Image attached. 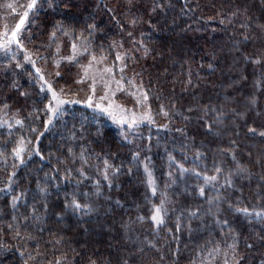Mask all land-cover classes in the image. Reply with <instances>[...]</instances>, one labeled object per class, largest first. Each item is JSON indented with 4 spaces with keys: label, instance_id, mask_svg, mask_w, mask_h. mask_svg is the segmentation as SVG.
Instances as JSON below:
<instances>
[{
    "label": "trees",
    "instance_id": "trees-1",
    "mask_svg": "<svg viewBox=\"0 0 264 264\" xmlns=\"http://www.w3.org/2000/svg\"><path fill=\"white\" fill-rule=\"evenodd\" d=\"M39 4V56L0 51V264H264V0ZM94 64L147 121L50 110Z\"/></svg>",
    "mask_w": 264,
    "mask_h": 264
},
{
    "label": "rangeland",
    "instance_id": "rangeland-1",
    "mask_svg": "<svg viewBox=\"0 0 264 264\" xmlns=\"http://www.w3.org/2000/svg\"><path fill=\"white\" fill-rule=\"evenodd\" d=\"M40 1L37 0L35 7L29 11L24 24L15 38H13L12 32L16 24L19 23L23 13L27 10L26 5L29 0H0V51L2 55H19L25 52L27 59L31 63L39 56L37 52L25 48V41L22 35L25 37L23 34L25 28L35 21V16L40 9ZM8 5H12V7H8ZM17 46L20 47L18 51L16 50ZM45 67H48V65ZM49 68L52 69L51 67ZM57 69L56 67L53 68L54 71ZM113 79L115 78L112 77L107 67L100 69L96 64L89 65L84 78L79 79L76 84V89L62 94L56 93L59 94L57 98L62 101H77L97 110L120 127L125 126L133 129L140 123L147 121L149 118V107L143 97L135 93L136 89L124 88L118 82L115 83ZM56 104L57 101L55 100L54 108H56Z\"/></svg>",
    "mask_w": 264,
    "mask_h": 264
},
{
    "label": "snow or ice",
    "instance_id": "snow-or-ice-1",
    "mask_svg": "<svg viewBox=\"0 0 264 264\" xmlns=\"http://www.w3.org/2000/svg\"><path fill=\"white\" fill-rule=\"evenodd\" d=\"M36 3H37V0H29V3L26 5V9H27V10L23 13L21 19L19 20V23L16 24L15 29H14L13 32H12V36H13V38H15V36H16L17 33L19 32L21 26L24 24L25 19H26L27 16H28L29 11L32 10V9L35 7ZM8 7H12V5H8ZM73 47H75V46H73ZM256 63H259V61H256ZM78 82H79V81H78ZM48 90L51 92V91H52L51 87H49ZM52 96H53V100H56V101H57V108H52V109H50V110L53 111V112H56L57 109H58V107H59V105L65 103V101L58 100L55 92H52ZM145 99H147L146 96H145ZM97 107H99V105H97ZM17 123H20V121H17ZM129 127H131V125H129ZM250 131H252V130L250 129ZM260 135L264 136V133H260ZM22 151H23L22 148H18V149H16V155H17V157H19L20 152H22ZM106 166H107V162H106ZM217 171H219V169H217ZM149 175H150V174H149ZM105 178L107 179V176H106ZM205 179H206V180H207V179L216 180V177H215V176L210 177V178H209V177H205ZM149 183L151 184V179L149 180ZM201 195H203V189H201ZM71 206L74 207L76 210H80L81 207H82L81 204H79V203H77V202H75V201H73V203H72ZM84 207L86 208L87 206H84ZM229 207H231V205H229ZM237 211H242V212H243L244 214H246V215H251V214H252V213H250V212L248 211V209H246V208H245V209H237ZM159 213H160V209H156V214L153 215V217H152L153 221H154L157 225L163 224V220L160 218ZM256 215H257L258 217H259V216H264V213H262V212H257Z\"/></svg>",
    "mask_w": 264,
    "mask_h": 264
}]
</instances>
